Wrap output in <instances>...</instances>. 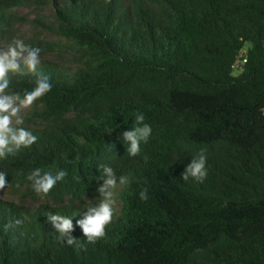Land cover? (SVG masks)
I'll list each match as a JSON object with an SVG mask.
<instances>
[{
    "label": "trees",
    "instance_id": "obj_1",
    "mask_svg": "<svg viewBox=\"0 0 264 264\" xmlns=\"http://www.w3.org/2000/svg\"><path fill=\"white\" fill-rule=\"evenodd\" d=\"M31 2L52 6L77 54L40 58L52 89L23 115L38 139L0 159V264H264V0H0V37ZM138 112L152 133L129 156ZM201 151L207 176L183 180ZM102 165L128 182L92 243L77 221L102 202ZM37 167L67 175L38 195ZM50 213L72 217L73 245Z\"/></svg>",
    "mask_w": 264,
    "mask_h": 264
},
{
    "label": "clouds",
    "instance_id": "obj_2",
    "mask_svg": "<svg viewBox=\"0 0 264 264\" xmlns=\"http://www.w3.org/2000/svg\"><path fill=\"white\" fill-rule=\"evenodd\" d=\"M40 52L39 47H31L18 38H14L6 49L0 48V159L15 154L22 147H30L38 139L30 129L24 127L22 109L30 107L34 101L52 89L50 78L38 71ZM10 74L21 77L31 74L35 77V86L31 90H24L23 93L16 91L11 87ZM144 120L143 113H136L132 130L123 133L125 142H131L127 145L129 156L138 155L141 152V143H146L152 133L151 126L144 123ZM206 159L202 151L192 156L181 173L182 179L192 177L202 182L207 176ZM101 168L103 184L98 188V192L102 202L97 208L86 205L88 210L84 218L77 221L87 241L92 243L105 236V226L113 220V189L117 182H128L126 176L117 177L111 166L102 165ZM6 175L7 173L0 171V189H4L7 184ZM66 175V170H56L53 173L51 170L45 171L37 167L27 179L35 193L46 196ZM140 198L147 199L146 189L140 192ZM49 216L64 242L73 245L75 240L70 234L74 228L72 217L59 213H50Z\"/></svg>",
    "mask_w": 264,
    "mask_h": 264
},
{
    "label": "rangeland",
    "instance_id": "obj_3",
    "mask_svg": "<svg viewBox=\"0 0 264 264\" xmlns=\"http://www.w3.org/2000/svg\"><path fill=\"white\" fill-rule=\"evenodd\" d=\"M14 14L17 16V21L11 31L6 34V39L0 37V48L6 49L11 44V42H6L7 38L21 39L29 46H31V43L41 40L43 47H41L39 58L61 62L66 65L73 62L77 49L71 40L52 27V24L55 23L52 6H43L31 2L16 8ZM29 108L22 109V115L26 114ZM120 189L118 187L113 191L114 211H118L121 206L118 197Z\"/></svg>",
    "mask_w": 264,
    "mask_h": 264
},
{
    "label": "built area",
    "instance_id": "obj_4",
    "mask_svg": "<svg viewBox=\"0 0 264 264\" xmlns=\"http://www.w3.org/2000/svg\"><path fill=\"white\" fill-rule=\"evenodd\" d=\"M246 62V59H238L236 62H235V67H239L241 64H244Z\"/></svg>",
    "mask_w": 264,
    "mask_h": 264
}]
</instances>
